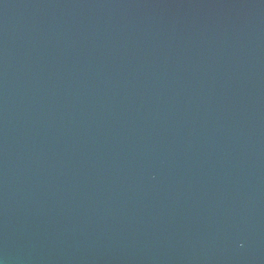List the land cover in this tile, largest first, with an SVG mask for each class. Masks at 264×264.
Instances as JSON below:
<instances>
[{
    "label": "water",
    "instance_id": "water-1",
    "mask_svg": "<svg viewBox=\"0 0 264 264\" xmlns=\"http://www.w3.org/2000/svg\"><path fill=\"white\" fill-rule=\"evenodd\" d=\"M0 264H264V0H0Z\"/></svg>",
    "mask_w": 264,
    "mask_h": 264
}]
</instances>
